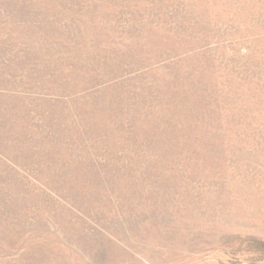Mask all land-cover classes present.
Segmentation results:
<instances>
[{
	"label": "rangeland",
	"instance_id": "1",
	"mask_svg": "<svg viewBox=\"0 0 264 264\" xmlns=\"http://www.w3.org/2000/svg\"><path fill=\"white\" fill-rule=\"evenodd\" d=\"M0 264H264V0H0Z\"/></svg>",
	"mask_w": 264,
	"mask_h": 264
}]
</instances>
